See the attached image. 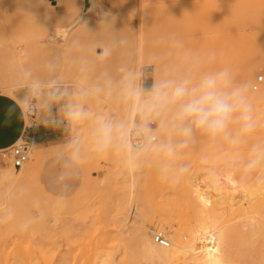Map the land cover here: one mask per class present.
Returning <instances> with one entry per match:
<instances>
[{
    "label": "rangeland",
    "instance_id": "1",
    "mask_svg": "<svg viewBox=\"0 0 264 264\" xmlns=\"http://www.w3.org/2000/svg\"><path fill=\"white\" fill-rule=\"evenodd\" d=\"M0 2V96L10 97L5 90L13 88L15 95L25 97L27 105L20 106L26 126L45 123L57 137L55 144L70 147L45 158L38 172L25 181H11L20 168L4 164L0 154V264H99L105 258L109 264H152L138 248L135 228L143 219L137 217L126 234L114 219L131 180L121 149H96L95 132L101 120L124 122L132 110L133 101L116 83L124 74L121 70L135 71L143 37L149 43L145 61L148 55L149 60L164 57L160 69L149 61L144 63L146 85L159 77L164 65L182 67L188 58L220 50L237 81H242L244 62L264 60V0H97L96 9L77 21L67 41L57 37L55 30L71 25L82 14L84 0H50L54 7L46 5L48 0ZM144 7L147 15L142 12ZM172 33L185 39L182 48L170 49ZM114 38L123 39L124 45L110 60L98 58L96 43ZM20 49L23 73L14 62ZM210 66L217 67L215 61ZM109 78L111 87L106 83ZM53 81L73 95L49 104L48 86ZM33 82L42 85L43 94L36 99ZM262 82L255 79L253 91H260ZM97 87L101 91H95ZM81 89L88 93L83 99L75 95ZM73 102L87 115L67 118L64 105ZM254 106L261 121L264 102ZM138 121L137 113L134 122ZM23 142L20 139L0 151ZM257 143L264 145L262 123L237 146L199 137L174 157L156 151L148 154L132 177L136 193L150 202L151 216L156 218L146 226L154 232L160 230L157 208L173 205L178 211L169 212L164 219L169 233L180 231L186 240L182 217L195 224L202 217L217 225L225 237V264H264V167L250 174L243 171L249 151ZM31 146L33 150L38 147ZM185 163L188 171L177 178L174 170ZM165 174L169 179L162 178ZM102 179L105 183L96 189L93 183ZM41 216L44 219L29 230L18 228ZM54 216L58 223L53 222ZM131 216L133 220L135 211Z\"/></svg>",
    "mask_w": 264,
    "mask_h": 264
},
{
    "label": "clouds",
    "instance_id": "2",
    "mask_svg": "<svg viewBox=\"0 0 264 264\" xmlns=\"http://www.w3.org/2000/svg\"><path fill=\"white\" fill-rule=\"evenodd\" d=\"M124 43L121 38L98 41L96 56L110 60ZM168 43L170 49L183 47L182 40L174 34L168 37ZM215 59L216 53L210 52L188 58L182 67L164 65L159 77L150 85L144 83L143 67L137 71L122 69L124 74L116 83L122 94L135 103L139 121L129 129L124 122L102 119L95 132L96 149L100 152L112 147L125 149L129 162L134 163L138 156H147L153 151L174 157L178 150L189 149L199 137H205L211 143L241 144L261 127L260 116L249 94L252 85L237 81L228 66L211 67ZM106 83L111 87V78ZM48 87L49 104L73 95L55 81ZM31 88L33 99L43 94L39 82H33ZM95 91L99 92L101 88L97 87ZM87 94L84 89L75 93L81 99ZM64 107L69 119L87 115L79 103L73 102ZM131 137L139 138V142L133 144ZM261 167H264V145L257 143L251 147L243 171L250 174ZM188 169L187 163L175 169L177 178ZM162 178L167 180L169 176L165 174ZM43 219L44 216H41L22 222L18 228L27 231Z\"/></svg>",
    "mask_w": 264,
    "mask_h": 264
},
{
    "label": "bare ground",
    "instance_id": "3",
    "mask_svg": "<svg viewBox=\"0 0 264 264\" xmlns=\"http://www.w3.org/2000/svg\"><path fill=\"white\" fill-rule=\"evenodd\" d=\"M48 1L49 2L46 5L47 6L49 4L52 5L50 0H48ZM97 3H98L97 0H84V10H83L82 14L78 15L77 19L71 25L57 27V29L55 30L56 36L62 38L63 40L65 39L67 41V39L70 36L71 30L75 26L78 25L77 21L78 22L83 21L85 19V15H88L92 10L96 9ZM0 5H1V2H0ZM3 5H2V7H4ZM53 10L51 11L52 13H53ZM142 12L144 13V15L145 14L147 15L149 13L148 9L145 7H144V10ZM172 35H173V33H172ZM51 39H55V38L51 37ZM146 41H145V38H143V37H141V39L139 41L140 42L139 47H138L139 59H138L136 66L134 68L135 71L140 70L141 67L144 66V63H146V62L148 63V61H149V63L155 65L157 69H160V67L163 64L164 57L160 58L157 55L155 57L153 56L150 60H149V58L151 57V55H148L149 58L146 59L147 61L144 60L145 57L147 56V53H148L147 46H146L147 45L146 43H148V42H146ZM182 42L184 44L185 39H183ZM151 45H153V44H151ZM153 49H155V48H153ZM22 53H23V51L20 49V51L15 54V61H14L15 63L17 62V64H19L20 67H18V68H21L20 69L21 73H23V70H24V66H23V62H22ZM166 54L167 53H165V55ZM240 60H241V58L238 61H240ZM215 63H216L217 67H223V66L229 65L228 58H225V55L222 54L221 50L216 53ZM243 66H244V72H243V78H242L241 82H249L251 84L256 79L257 83H258V78L260 76L264 80V60H262V58L260 60L257 59L255 61H252L251 63L244 62ZM260 69H261V72H259ZM24 84H26V83H24ZM19 85H21V84H19ZM19 85L17 84L16 86H19ZM3 90H5V89H3ZM5 91L10 97L18 100L16 98V95H15L13 88L5 90ZM249 94L252 97V102L254 105H259L262 102H264V81L262 82V89L260 91L255 92V91H253V88L251 87L249 90ZM18 102H20V101H18ZM21 103L23 106H25V104H26V102H21ZM136 114H137L136 106H135V103L133 102L132 103V110L127 114L126 117H124V123H126L129 126V129H131V126H132V123L134 122ZM261 118H262L261 123H262V126L264 127V115H262ZM26 120H27V118L25 117V121ZM62 146L63 145H59L57 147L50 148V149H44L42 147H37L36 149L33 150L31 148V152H32L31 157L33 156L32 159L29 160L28 162H26L20 169H18V175L17 176H15L14 174H13V176H11V178H10L11 181H16L18 179H22L25 181L28 178H32V176H34L38 172V168H39L41 162L45 158L63 151L64 147H62ZM64 146H67V145H64ZM71 146H72V144H71ZM66 148L67 147H65L64 149L67 150ZM69 150H70V147H68L67 151H69ZM72 150H73V147H72ZM79 150L85 152L84 149L80 148ZM121 152H122V155H123V158L125 161V169H126L127 173L130 175L131 180H130V189H129V192L126 196V199L122 202V204H118L116 211H115L114 219H115V221H117V223L120 224V226H121L120 230L122 232H124L125 234H126V231L129 229V227H131L133 225V223L136 224L137 217H140L143 219L144 223L136 226V228H135V230L137 231V236H138V248L142 252L141 255L143 254L142 257L144 256V258L152 264H225V263H227L225 255H224V245H225L226 241H225V237H224L223 233L218 230L217 225L208 224L207 222H205L204 218L199 217L198 218L199 224H195L193 220L189 221L186 218H185V220H183V217H182V221L180 220V222H181V227H182L183 231L185 232L184 237L186 238V240H182V238L180 237V234H179L180 231H176L175 234L169 233V231L167 230V227L165 225L164 219L168 218L169 212H172L173 210H174V212L178 211L175 209V206H173V205L169 208L165 207L163 205H160L157 208L160 211L159 214H161L160 215L161 217L158 218V222L156 223L157 226L160 227V230H158V231H161L165 234V236L170 241V245L169 246H161L155 242V240H154L155 232L150 230L146 226V224L148 222L150 224H153L154 220L156 219L153 216H151L152 215V213H151L152 205L143 196L138 195L136 193L135 179L132 178L135 175L136 171L143 166V164L146 161L147 156L140 155L137 157V159L134 163H130L129 159H128L127 150L121 149ZM85 155L87 156L86 153H85ZM88 162H89V160H88ZM89 168L90 167H88L89 173H88V171H87V173L91 174V169L89 170ZM0 173H1V171H0ZM91 183H92V181H91ZM104 183H105V180L102 179L101 181H95L93 183L94 184L93 186H97L98 188H96V189H99L103 186ZM7 205H9V203H7ZM9 207H11V205ZM9 210H10V208H9ZM10 211H13V210L11 209ZM132 211H135V216H134L133 220H132V216H131ZM7 212H5V213H7ZM181 214H182L181 212H180V214H178L180 218H181ZM56 216L58 217V215H56ZM57 217L52 219L53 222H56ZM57 221L59 222V219H57ZM58 222H56V223H58ZM71 230H72V228H71ZM122 236H124V235H122ZM148 261L146 263H148ZM99 264H109V263L107 261V258H105V259H102V261L99 262Z\"/></svg>",
    "mask_w": 264,
    "mask_h": 264
},
{
    "label": "crops",
    "instance_id": "4",
    "mask_svg": "<svg viewBox=\"0 0 264 264\" xmlns=\"http://www.w3.org/2000/svg\"><path fill=\"white\" fill-rule=\"evenodd\" d=\"M16 98L18 100L12 97L0 96V148L11 146L20 139L44 149L61 145L54 143V138L57 137L56 135L54 137L53 132L48 131V128L44 126L45 123L26 126V115L23 114L20 106L25 97L16 95Z\"/></svg>",
    "mask_w": 264,
    "mask_h": 264
},
{
    "label": "built area",
    "instance_id": "5",
    "mask_svg": "<svg viewBox=\"0 0 264 264\" xmlns=\"http://www.w3.org/2000/svg\"><path fill=\"white\" fill-rule=\"evenodd\" d=\"M263 81L262 77L258 78V83ZM258 85L256 86V88ZM34 109V107L32 106ZM133 144L139 142V138L131 137ZM31 144L28 142H23L22 144L14 145L10 148L3 149L0 151L1 160L4 164H11L14 168H21L26 162L30 160L31 154ZM154 240L157 244L161 246H169L170 241L161 231H156L154 234Z\"/></svg>",
    "mask_w": 264,
    "mask_h": 264
}]
</instances>
